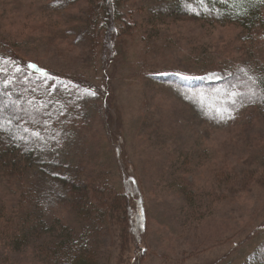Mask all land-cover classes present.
I'll return each instance as SVG.
<instances>
[{
	"label": "rangeland",
	"instance_id": "obj_1",
	"mask_svg": "<svg viewBox=\"0 0 264 264\" xmlns=\"http://www.w3.org/2000/svg\"><path fill=\"white\" fill-rule=\"evenodd\" d=\"M50 3L0 0V44L23 66L32 61L87 86L78 101L96 152L86 180L126 195L87 264H264V106L219 107L222 95L211 105L192 87V75L229 65L249 78L264 74V23L249 30L185 9L154 19L144 8L150 0H116L110 46L104 1ZM63 144L49 149L54 160L74 155ZM11 187L0 185V215ZM44 196L39 219L0 230V264H67L51 247L58 218H72Z\"/></svg>",
	"mask_w": 264,
	"mask_h": 264
},
{
	"label": "trees",
	"instance_id": "obj_2",
	"mask_svg": "<svg viewBox=\"0 0 264 264\" xmlns=\"http://www.w3.org/2000/svg\"><path fill=\"white\" fill-rule=\"evenodd\" d=\"M49 1L52 6H65L82 0ZM102 1L106 5H99L105 17L101 22L109 26L106 42L111 46V37L117 34L116 0ZM183 1L188 4L183 5L182 0H150L147 5L144 3V8L154 19L172 17L185 9L199 18L209 16L219 21L230 18L249 30L264 23V0ZM104 8H107L106 12ZM101 44H104L103 38L98 43ZM38 68L32 61L23 66L7 46L0 44V185L8 192L12 186V197L0 215V230L13 228L17 232L25 221L31 220L28 217L39 219L36 213L47 210L43 204L44 195L53 196L56 204L51 210L57 207L67 209L72 219L69 216L67 219L58 218L54 214L63 224L54 234L60 241L56 240L51 247L52 256L67 264H87L88 255L95 247L94 241L106 235L104 233L109 230L117 211H121L119 205L125 201V193L112 190L114 186L106 181L97 183L93 180L98 184L93 187L86 180V172L94 168L93 154L96 152L92 151L90 144L92 133L86 130L90 125L86 124L88 116L78 101L87 86L72 77L45 68L38 71ZM192 76L198 78L192 87L208 92L207 101H216L218 96H223L219 99V107L226 103L239 106L248 100L264 106V74L258 79L249 78L241 71L235 72L229 65ZM206 78L212 79L204 80ZM254 81L256 85L252 83ZM233 86L235 94L232 93ZM232 97L237 98L229 101ZM214 116L219 118V115ZM4 120L9 124L4 125ZM65 142L75 146L74 155L70 153L62 161L54 160L49 149H62ZM121 213L126 216V211ZM14 220L16 224L9 227ZM32 224L38 227L37 223ZM242 264L253 263L248 259Z\"/></svg>",
	"mask_w": 264,
	"mask_h": 264
},
{
	"label": "snow or ice",
	"instance_id": "obj_3",
	"mask_svg": "<svg viewBox=\"0 0 264 264\" xmlns=\"http://www.w3.org/2000/svg\"><path fill=\"white\" fill-rule=\"evenodd\" d=\"M187 78V77H186Z\"/></svg>",
	"mask_w": 264,
	"mask_h": 264
}]
</instances>
